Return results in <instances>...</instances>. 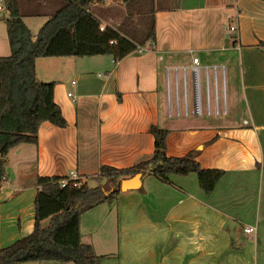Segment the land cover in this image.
<instances>
[{"label":"crops","instance_id":"obj_1","mask_svg":"<svg viewBox=\"0 0 264 264\" xmlns=\"http://www.w3.org/2000/svg\"><path fill=\"white\" fill-rule=\"evenodd\" d=\"M16 1L33 35L64 2ZM124 3L97 0L90 10L100 25L128 35L114 12ZM148 12L154 40L115 61L109 54L34 59L36 78L54 80L52 97L66 123L42 121L34 143L8 149L0 246L30 231L37 175L73 169L88 185L99 184V165L126 167L150 154L154 123L168 129L167 155L196 148L201 166L224 172L208 193L192 172L167 179L146 172L137 188L82 211L80 240L100 255L98 264L110 255L113 264H264V46L257 44L264 41V0H152ZM8 50L0 17V55ZM191 54L231 71L225 114H167L165 67L187 66Z\"/></svg>","mask_w":264,"mask_h":264},{"label":"trees","instance_id":"obj_2","mask_svg":"<svg viewBox=\"0 0 264 264\" xmlns=\"http://www.w3.org/2000/svg\"><path fill=\"white\" fill-rule=\"evenodd\" d=\"M97 0H64L63 4L47 15L33 35L22 20L16 0H4L6 13L1 17L10 52L0 55V177L8 149L20 142H35L38 125L48 121L64 126L65 119L53 100L54 80H39L34 72L38 56L109 54L113 61L138 49L145 41L154 40L153 16L143 34L138 37L132 30L122 35L110 26L99 28V20L90 10ZM125 3L132 0H123ZM149 4L152 0H148ZM114 38L113 43H108ZM258 45L264 46L259 40ZM152 134V151L131 165L116 167L101 164L98 175L111 185L77 186L65 183L62 175H37L38 188L33 196V220L29 232L6 245L0 246V264L22 261L57 260L71 264H98L100 255L92 252L89 243L80 240L79 217L82 211L109 200L119 191V179L135 172H151L160 179L169 174L194 173L204 193L212 190L224 170L203 167L195 158L196 148L180 155L165 153L166 127L148 125ZM264 218V214H263Z\"/></svg>","mask_w":264,"mask_h":264},{"label":"built area","instance_id":"obj_3","mask_svg":"<svg viewBox=\"0 0 264 264\" xmlns=\"http://www.w3.org/2000/svg\"><path fill=\"white\" fill-rule=\"evenodd\" d=\"M6 13L4 0H0V17ZM103 26L99 24V28ZM228 28L234 30L235 26L229 24ZM114 38H110L108 43H113ZM188 73L186 74V72ZM224 72L225 66L220 62L201 63L199 58L191 54L189 65H172L165 67V96L167 104V114L171 108V83L173 96L174 114L187 115L205 114L220 115L226 113L224 98ZM170 73H173L171 80ZM179 75V77H177ZM218 76L221 80V107L218 104ZM73 82V81H72ZM180 85V89H179ZM71 95L70 92H66ZM212 101V102H211ZM81 177L73 169H68L58 180L60 186L70 183L77 186L81 182ZM245 232H251L253 226H245Z\"/></svg>","mask_w":264,"mask_h":264},{"label":"rangeland","instance_id":"obj_4","mask_svg":"<svg viewBox=\"0 0 264 264\" xmlns=\"http://www.w3.org/2000/svg\"><path fill=\"white\" fill-rule=\"evenodd\" d=\"M149 1L148 0H132L130 3H124L123 7H117L114 12L115 13H120L121 19L118 24L119 28H122L124 30H132V33H135L136 35H139L140 37L143 34L144 29L146 28L148 21L150 19V13L148 12V6H149ZM121 4V3H120ZM139 33V34H138ZM10 52V48L8 50V53ZM7 53V54H8ZM5 55V54H3ZM163 72L162 70V75L161 78L163 80ZM188 71L186 72V74ZM224 85H225V90H226V99H227V106L228 110L230 109V97H231V87L232 85L230 83H233L232 80V73L227 69V66H225V72H224ZM231 81V82H230ZM180 89V85H179ZM173 96L174 93L172 91V83H171V103L173 102ZM165 100V98H164ZM212 102V101H211ZM218 104L221 107V80L218 76ZM171 108H173L171 104ZM174 112V109H173ZM191 113H188V116ZM179 118H185L184 116H180ZM105 181L100 182L99 184H102ZM90 184H96L97 181L92 180L89 181ZM105 187H108L111 185L110 182H105L103 183ZM104 264H113V257L110 255L107 257L105 260ZM17 264H71L69 261H57V260H39V261H22Z\"/></svg>","mask_w":264,"mask_h":264},{"label":"water","instance_id":"obj_5","mask_svg":"<svg viewBox=\"0 0 264 264\" xmlns=\"http://www.w3.org/2000/svg\"><path fill=\"white\" fill-rule=\"evenodd\" d=\"M143 174L141 172H135L130 176H125L119 179V190L137 188L140 184V179Z\"/></svg>","mask_w":264,"mask_h":264}]
</instances>
